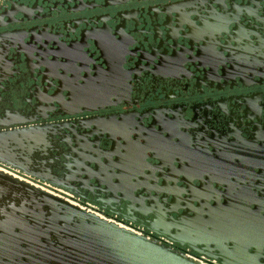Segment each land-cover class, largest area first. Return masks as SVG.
<instances>
[{
	"label": "water",
	"instance_id": "95a60500",
	"mask_svg": "<svg viewBox=\"0 0 264 264\" xmlns=\"http://www.w3.org/2000/svg\"><path fill=\"white\" fill-rule=\"evenodd\" d=\"M22 1L33 2L0 0L6 21L0 25V167L97 203L126 221L147 218L140 222L147 232L197 256L220 264H264V158L241 170L201 168L190 150L198 144L205 104L219 114L217 105L226 100L238 104L242 115H264V61L256 66L258 81L244 84L235 76V84L225 85V26H214L208 38L215 43L207 44L205 34L176 18V10L190 11L201 0H144L139 19L172 15V32L163 37L171 54L192 57L197 65L206 59L216 77H199L201 90L197 78L180 79L187 87L162 108H145L146 95L120 89L81 93L61 77L71 81L74 71L93 75L95 67L105 70L112 62L81 21L61 13L28 19ZM207 1L220 8L221 0ZM112 34L120 40L116 30ZM248 37L264 53V28L258 30L262 45ZM135 43L125 45L123 57L138 58ZM131 93L137 100L127 104ZM102 100L110 102L87 108ZM209 147L202 145L203 151ZM226 200L240 201L243 215L229 245L225 221L213 227L208 222L211 215H225ZM0 264L201 263L0 170Z\"/></svg>",
	"mask_w": 264,
	"mask_h": 264
},
{
	"label": "flooded vegetation",
	"instance_id": "af4514ba",
	"mask_svg": "<svg viewBox=\"0 0 264 264\" xmlns=\"http://www.w3.org/2000/svg\"><path fill=\"white\" fill-rule=\"evenodd\" d=\"M142 1L144 0H33L31 3L22 1L25 7H21V10L28 19L40 20L61 13L67 20L81 21L85 28L90 30L88 36L102 51L107 62H112V66L105 70L95 67L93 75L86 73L80 76L78 71H74L71 81L64 75L61 77L63 84L72 90L90 95L110 93L119 89L140 93L146 95L143 99H148L145 108H162L171 105L178 91L187 87L180 79L197 78V89L201 90L200 78H215V69L206 68L210 65L206 59L200 60L197 65L192 57L178 56L175 53L172 55L163 38L166 32H172V15L159 16L157 21L151 22L139 19L136 14L144 5ZM223 1L221 0L218 10L207 5V0H201L190 11L176 10L177 21L205 34L207 39L204 42L207 44L215 43L208 38L214 26H225V85L235 84V76L244 84L254 83L258 81L253 79V76L258 74L256 66L260 63L259 59L264 61V53L255 50L252 39L248 36L252 35L258 45H262L258 30L264 28V6L260 0H225L224 4ZM14 18L19 17H9V21ZM4 22L6 21L0 16V25ZM113 30L121 36L120 40L113 36ZM125 34H130L132 38ZM134 41L136 43L132 47L133 53L140 54L137 55L138 58L129 60L123 57L126 52L125 45L133 44ZM91 44L89 41L81 43L85 48ZM88 50H92L91 46ZM169 78L171 80H168ZM220 86L219 84L218 87ZM136 100L131 93L125 102L133 104ZM103 102L110 100L90 103L87 108H94ZM217 106L221 112L219 114L211 110L210 104L200 108L204 114L198 119L199 126L195 135L198 144L190 145V150L193 151L191 153L196 155L192 163L201 168L230 170L257 166L261 162L260 159L264 158V115H259L257 110L253 116L247 113L242 115L241 110L236 108L238 104L230 105L226 100L219 102ZM59 120L71 119L67 117ZM203 144H210L211 147L203 151ZM75 200L79 203L94 204L106 217L178 251H186L185 248H178L141 227L140 222L149 220L147 218L137 217L133 222L126 221L116 213L105 211L97 203L77 198ZM240 206V201L226 200L225 215L221 214L218 218L211 215L208 218L211 227L216 226L218 220L225 221V242L228 245L230 238L240 233V222L243 220ZM210 225L205 226L209 228Z\"/></svg>",
	"mask_w": 264,
	"mask_h": 264
},
{
	"label": "built area",
	"instance_id": "2783aa9c",
	"mask_svg": "<svg viewBox=\"0 0 264 264\" xmlns=\"http://www.w3.org/2000/svg\"><path fill=\"white\" fill-rule=\"evenodd\" d=\"M0 170L12 175L13 177L15 178H19V179H23L27 182H31L33 185H35L36 187H39L40 189L48 192V193H51V194H54L56 196H60V197H63L65 200H67L68 202H70L71 204L75 205V206H78L79 208L87 211V212H90L92 214H94L95 216L99 217V218H102V219H106L108 221H111L115 224H117L119 227H123V228H126V229H129L135 233H138V234H141L135 230H132L130 229L129 227L115 221V220H112L110 219L109 217H106L101 211L100 209L94 205V204H90V203H79L78 200H75V198L70 195L69 193L63 191V190H60V189H56V188H53L51 186H48L44 183H41V182H38V181H35L33 179H30V178H27V177H24L22 175H20L18 172H15V171H12V170H8L6 168H2L0 167ZM184 254H186L187 256L191 257L192 259L198 261L199 263L201 264H220L217 260L215 259H209V258H206V257H203V256H197V255H191L187 250L186 251H183Z\"/></svg>",
	"mask_w": 264,
	"mask_h": 264
}]
</instances>
